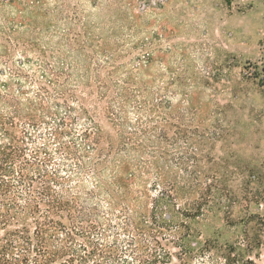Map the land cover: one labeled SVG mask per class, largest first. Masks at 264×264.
Segmentation results:
<instances>
[{"label": "trees", "instance_id": "16d2710c", "mask_svg": "<svg viewBox=\"0 0 264 264\" xmlns=\"http://www.w3.org/2000/svg\"><path fill=\"white\" fill-rule=\"evenodd\" d=\"M49 2L0 0V264H254L191 230L200 204L190 214L167 92L142 82L139 57L62 29ZM90 84L114 140L79 104Z\"/></svg>", "mask_w": 264, "mask_h": 264}, {"label": "rangeland", "instance_id": "374dc122", "mask_svg": "<svg viewBox=\"0 0 264 264\" xmlns=\"http://www.w3.org/2000/svg\"><path fill=\"white\" fill-rule=\"evenodd\" d=\"M57 1L62 29L107 42L120 62L139 57L142 82L167 92L170 134L180 123L186 130L190 214L200 204L186 220L198 240L247 248L264 264V0ZM78 98L114 140L95 86Z\"/></svg>", "mask_w": 264, "mask_h": 264}]
</instances>
